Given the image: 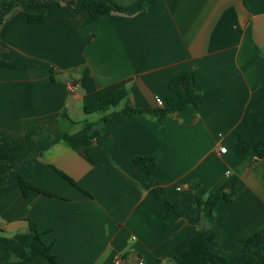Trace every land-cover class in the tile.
Masks as SVG:
<instances>
[{
    "label": "crops",
    "instance_id": "0c3cea01",
    "mask_svg": "<svg viewBox=\"0 0 264 264\" xmlns=\"http://www.w3.org/2000/svg\"><path fill=\"white\" fill-rule=\"evenodd\" d=\"M105 1L125 11L93 19L84 0H43L0 26V264H51L44 248L58 264H180L204 240L227 264H256L264 0ZM43 9L45 21H28ZM181 72L197 75L202 107L162 119L119 112L159 107ZM111 91L109 110L85 111ZM240 137L253 144L247 159ZM136 156L155 157V171ZM223 191L231 199L213 211L197 204Z\"/></svg>",
    "mask_w": 264,
    "mask_h": 264
},
{
    "label": "trees",
    "instance_id": "16d2710c",
    "mask_svg": "<svg viewBox=\"0 0 264 264\" xmlns=\"http://www.w3.org/2000/svg\"><path fill=\"white\" fill-rule=\"evenodd\" d=\"M43 0H8L3 7L0 8V26L4 23L7 16L18 6L32 5ZM53 1V0H48ZM58 2L66 0H55ZM148 3H143L141 6H146ZM84 6L93 19L99 18L101 15L111 13L112 11H125V8L121 5L111 4L105 0H84ZM28 21L30 23L42 22L47 18V11L43 9L39 13H28ZM171 94L166 97L165 105L156 108H137L134 106H125L121 111L123 113H135V112H146L151 114L153 117L162 119L164 116L174 112H182L192 106L202 107L205 104L204 93L200 88V83L197 75L194 72H181L173 77L169 84ZM117 100V94L111 91L100 98V100L94 104L85 106L87 113L96 111H107L109 110ZM114 112L110 113L103 119V123L112 116ZM93 124L88 123L87 129L91 128ZM86 131V130H85ZM236 153L239 158L247 159L253 153V144L247 139L240 137L236 145ZM258 158H264V145L257 150ZM135 162L147 173L151 174L157 168V161L153 156H136ZM21 186L26 192L28 189H32L29 183L21 180ZM198 189V185H194ZM166 200V197L163 196ZM231 197L226 192H213L207 198H202L197 195V204L202 210L213 211L221 200H230ZM171 213L169 215L176 214L177 211L174 205L168 200ZM30 230L36 238H40L41 233L37 226L32 223ZM258 237L255 234L253 237L248 239L245 243L251 247V244ZM252 252L256 256V264H264V250L261 247H251ZM43 254L48 258L51 264H58L55 257L52 256L47 248L43 249ZM227 257L214 252L207 241H203L197 248L193 250H187L183 253L180 260V264H227Z\"/></svg>",
    "mask_w": 264,
    "mask_h": 264
},
{
    "label": "built area",
    "instance_id": "2783aa9c",
    "mask_svg": "<svg viewBox=\"0 0 264 264\" xmlns=\"http://www.w3.org/2000/svg\"><path fill=\"white\" fill-rule=\"evenodd\" d=\"M68 87H69V90L73 91L76 88V84L75 83H70ZM156 103L159 106H164L165 105V101L162 98H160V97H156ZM220 151L221 152H226L227 148L225 146H223V147L220 148ZM124 263H125L124 262V257H122V256H119V257H117L115 259V264H124ZM138 263L139 264H143L144 260L143 259H139Z\"/></svg>",
    "mask_w": 264,
    "mask_h": 264
}]
</instances>
